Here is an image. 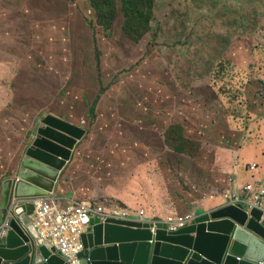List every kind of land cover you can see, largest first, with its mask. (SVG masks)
<instances>
[{
	"label": "rangeland",
	"instance_id": "rangeland-1",
	"mask_svg": "<svg viewBox=\"0 0 264 264\" xmlns=\"http://www.w3.org/2000/svg\"><path fill=\"white\" fill-rule=\"evenodd\" d=\"M0 4L7 11L0 14V28L10 30L4 37L8 47L26 46L20 49L21 60H14L24 77L32 68L29 55H35L41 62L34 68L36 77L48 70L60 78L65 73L77 86L83 79L81 91L93 94L101 86L97 59L103 60L101 82L108 88L98 112L112 109L117 118L89 132L107 136L111 143L104 146L118 152L133 146L130 142L139 147L138 161L146 166L140 169L138 184L144 191L131 187V210L150 215L154 206L170 211L183 205L176 211H192L193 205L225 188L235 154L247 150L252 139H264V101L258 97L264 84V0H156L151 28L137 43L124 35L120 8L115 26L106 30L96 26L87 0ZM33 14L42 16L41 27L28 23L26 17L34 20ZM47 33L63 41L55 63L44 62L49 50L39 48ZM8 51L0 47V53ZM78 97L74 103L85 108ZM40 99L53 97H27L30 118ZM95 99L90 96V108ZM181 133L194 145L181 146L183 153L178 154Z\"/></svg>",
	"mask_w": 264,
	"mask_h": 264
},
{
	"label": "water",
	"instance_id": "water-1",
	"mask_svg": "<svg viewBox=\"0 0 264 264\" xmlns=\"http://www.w3.org/2000/svg\"><path fill=\"white\" fill-rule=\"evenodd\" d=\"M86 133L52 116L37 123L17 171L3 184L8 228L0 241V264H67L40 238L35 201L54 194ZM82 242L83 264H264V219L257 209L230 204L175 231L162 221L96 217Z\"/></svg>",
	"mask_w": 264,
	"mask_h": 264
},
{
	"label": "crops",
	"instance_id": "crops-1",
	"mask_svg": "<svg viewBox=\"0 0 264 264\" xmlns=\"http://www.w3.org/2000/svg\"><path fill=\"white\" fill-rule=\"evenodd\" d=\"M27 2L28 0H24L25 6H27ZM87 2V7H91L90 1L87 0ZM3 12L7 11L0 10V14ZM31 17H34V20H29L26 17L30 26L41 27L42 16L33 14ZM53 25L55 24L49 21V26ZM96 26L101 27L100 25ZM102 29L104 28L102 27ZM9 31L7 26L0 28V47L9 50L0 53V58L4 55L6 57L0 60V227L5 221L3 219L5 214L3 210L4 181L8 177H12L17 171L25 149L33 138L37 123L46 116L56 117L80 126L86 129L87 132L75 147L71 161L61 174L54 194L47 199L58 201L62 208H69L77 203L86 202L92 205H102L107 209L123 207L121 209L137 214L141 210H131L133 195H128V192L132 186H137L142 192L144 191L138 184L140 169L146 166L138 161L137 150L139 147L135 142H130L133 146L118 152L115 148L104 146L111 143V139L108 140L107 136H97L91 134L92 131L89 132L90 128L97 129L101 123L108 125V121L117 118L115 110L112 109L104 108L98 112V101L105 96L108 88L104 85V82H101L102 73L104 74L103 60L97 59L98 80L101 86L99 85V92L96 87L93 94L81 91L83 79H81L80 86H77L71 80V76L68 77L65 73L60 78L51 76V72L48 70L46 73L40 74L42 77H36L39 73L34 71V68L41 62L35 55H29L32 68H28V77H24L22 69L17 70L15 68L14 60L17 58L21 60L20 49L26 46L20 47L12 43L8 47L10 42L4 40V37L10 36ZM33 34L36 35L37 31L33 30ZM47 37L43 43L41 42L39 48L44 47L49 50V56L45 58L44 62L55 63L58 58V46L62 45L63 41H61L62 39L51 38V33H47ZM134 43H137V41H134ZM35 79H38L39 82ZM76 89H78L77 92ZM69 90L74 92H69ZM34 93L38 97L52 95L53 100H37L36 104L39 105V109L30 118L25 108L27 97H31ZM91 95L96 96V99L90 108L89 98ZM69 96L73 98H69ZM75 96H79L78 99L82 97L85 108L74 103ZM88 115H91L90 121ZM27 118L30 121L25 123ZM93 122L94 124H92ZM260 136L264 138V133ZM249 144L247 150L244 151L241 148L235 154L234 162L232 160L231 167L227 171V179L224 180L225 188L221 190L218 196H211L199 206L193 205L191 207L192 211L188 209L183 214L176 211L177 208L180 209L183 205H178V207L173 205L170 207V211L166 209L164 211V208L154 206L150 215L145 211L146 217L144 219L166 222L169 217L184 216L191 213L200 215L210 212L224 204H228V200L223 197L227 192L242 199L248 197L249 193L244 190V187L264 177V139H252ZM141 149H144V147L142 146ZM143 161L147 162L149 160L145 158ZM253 164L257 165L255 169H251ZM134 191H136V188ZM161 193L163 192L161 191ZM124 203L129 204V206L124 205ZM168 213L175 214L170 215ZM158 215H164V219H161Z\"/></svg>",
	"mask_w": 264,
	"mask_h": 264
},
{
	"label": "built area",
	"instance_id": "built-area-1",
	"mask_svg": "<svg viewBox=\"0 0 264 264\" xmlns=\"http://www.w3.org/2000/svg\"><path fill=\"white\" fill-rule=\"evenodd\" d=\"M258 97L264 101V84L258 89ZM251 165V169L256 168ZM244 190L249 196L242 199L232 193H225L223 197L228 204L234 206H245L248 209H257L264 219V177L253 184H248ZM103 220H133L144 219V210L137 214L130 213L121 208L107 209L102 205H92L86 202L77 203L69 208H62L60 203L47 198L35 201L34 223L40 230V238L50 247L56 249L57 253L64 256L67 264H83L79 257L84 252L82 236L89 232L90 222L93 218ZM197 217L195 214H186L178 218L169 217L166 224L170 231H175L190 223ZM8 223L4 222L0 227V241L7 235Z\"/></svg>",
	"mask_w": 264,
	"mask_h": 264
},
{
	"label": "trees",
	"instance_id": "trees-1",
	"mask_svg": "<svg viewBox=\"0 0 264 264\" xmlns=\"http://www.w3.org/2000/svg\"><path fill=\"white\" fill-rule=\"evenodd\" d=\"M89 1L94 11V22L106 30L113 28L116 24L120 10L124 20L122 30L129 39L140 42L151 28L156 0ZM180 131L182 132V129ZM178 141V147L175 148L177 151L175 150V152L179 154L183 153L181 152V146L194 145L190 139H185L182 133Z\"/></svg>",
	"mask_w": 264,
	"mask_h": 264
}]
</instances>
